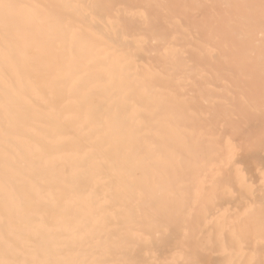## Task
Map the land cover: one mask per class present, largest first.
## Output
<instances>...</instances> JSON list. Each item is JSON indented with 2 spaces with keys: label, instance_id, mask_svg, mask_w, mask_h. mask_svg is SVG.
<instances>
[{
  "label": "bare ground",
  "instance_id": "bare-ground-1",
  "mask_svg": "<svg viewBox=\"0 0 264 264\" xmlns=\"http://www.w3.org/2000/svg\"><path fill=\"white\" fill-rule=\"evenodd\" d=\"M0 264H264V0H0Z\"/></svg>",
  "mask_w": 264,
  "mask_h": 264
}]
</instances>
